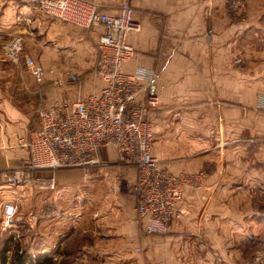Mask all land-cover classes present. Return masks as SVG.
I'll return each instance as SVG.
<instances>
[{
	"label": "crops",
	"instance_id": "obj_1",
	"mask_svg": "<svg viewBox=\"0 0 264 264\" xmlns=\"http://www.w3.org/2000/svg\"><path fill=\"white\" fill-rule=\"evenodd\" d=\"M92 1L108 12H116L123 2ZM131 2L135 17L143 28L129 35L135 53L124 69L126 72H134L142 66L155 69L162 94L152 117L153 153L163 166L175 173L205 169L202 188L185 193L179 216L166 235L148 237L139 232L135 194L116 187L111 170L94 171L100 176L94 181L99 183L103 192L100 194L95 190L94 200L87 203V222L82 232L80 227L85 215L78 216L79 203L73 195L74 188L63 181L69 172L57 170V187L53 191L36 190L30 185H12L9 179L11 168L20 165L29 155L25 140L29 135L32 111L31 103L25 100L30 99V90H26L23 97L14 92L11 60L3 50L0 51V227L6 201L12 200L19 207L21 202L34 200L38 201L39 235L46 252L55 245L64 251L71 250L69 241L82 233L87 240L81 248L87 251L84 259L88 264H145L137 251L140 247L144 249L145 245L150 247L151 259L155 256L159 261L165 259L166 264H184L176 258L177 247L181 245L184 251L190 247L188 237L204 235L214 238L217 264H255L254 239L258 226L264 222V204L258 203L264 196V126H247L251 130L247 132L244 129L248 128L241 129L239 125L229 129L226 124L239 123L240 116L225 115L224 106L229 105L224 102H240V68L236 64L240 51L245 50L247 58L253 60L251 72L264 74V0H239L235 7L228 0ZM67 24L71 23L45 14L34 0H0V36L4 39L20 37L25 43L35 26L65 36L64 29L74 28V24ZM68 35L74 37L75 33L71 31ZM262 59L263 64L262 61L255 62ZM59 60L57 56L56 61ZM104 84L100 78L87 94L100 92ZM252 89L255 90L256 86ZM174 98L183 99L185 122L216 124L214 138H234L245 132L253 135L252 138L262 139L248 145L237 143L219 147L218 144L213 150L207 147L213 143V137L207 131L203 135L194 130L173 132L164 128L160 131L163 118H167L166 122L172 120L167 116L178 105ZM197 103L201 112L198 116ZM256 103L257 96L254 95L249 104ZM253 119L264 122L262 115ZM201 137L205 152L195 157L190 156L191 151H185L184 144H178L183 138ZM116 152L114 147H102L100 157L112 159L117 156ZM121 172L136 182L138 169L135 165L123 167ZM207 243L205 241L204 251ZM154 261L153 258L151 264Z\"/></svg>",
	"mask_w": 264,
	"mask_h": 264
},
{
	"label": "built area",
	"instance_id": "obj_2",
	"mask_svg": "<svg viewBox=\"0 0 264 264\" xmlns=\"http://www.w3.org/2000/svg\"><path fill=\"white\" fill-rule=\"evenodd\" d=\"M53 18L86 28H100L96 74L105 84L100 92L83 95L73 103L60 101L39 111V126L25 140L29 155L11 168L12 185H30L53 191L59 169L79 168L86 174L101 163L102 147H114L119 159L138 169L132 183L141 234H166L179 216L187 188L200 185L201 173H175L162 166L153 153L152 115L161 102L157 71L139 67L126 72L125 63L135 53L131 32L142 24L131 0H123L116 12L104 10L92 0H34ZM235 7L239 0H228ZM8 59L23 61L38 82L46 76L45 65L26 52L20 37L4 45ZM264 110V94L258 99ZM18 206L3 205L1 226L11 228Z\"/></svg>",
	"mask_w": 264,
	"mask_h": 264
},
{
	"label": "rangeland",
	"instance_id": "obj_3",
	"mask_svg": "<svg viewBox=\"0 0 264 264\" xmlns=\"http://www.w3.org/2000/svg\"><path fill=\"white\" fill-rule=\"evenodd\" d=\"M73 27L74 28L69 30L64 29L63 32L65 34H69V32L71 33V31H74V37L69 35L67 36V34L65 36L61 34L57 35L54 32H48L46 29L38 26L32 28L30 37L25 41L24 47L26 52H29V54L33 55L38 61L45 65L48 73L43 82L35 81L23 61H11V83L13 85L14 92L17 96L23 97L24 92L26 90H30V99L25 98V100H28V102L31 103L30 105L32 111V119L29 124V131L39 126V111L42 108L60 101L73 103L76 99L91 91L92 88H94L100 81V77L96 74V66L98 63L97 41L100 31L96 29L84 30L82 27L80 28L79 26L75 25ZM0 37L2 38V35ZM4 38H2L3 40L0 39V51H3L4 45L10 41L9 38ZM57 56L60 57L61 61H56ZM258 61H262L261 64H263V59L255 60L256 63H258ZM236 64H238L240 68V102L236 103L233 101L231 103L230 100L226 101L224 104H228L229 107L224 106V109L225 115L228 114L235 116L238 114L240 116V122L237 124H232L229 122L226 124V127L231 129L234 126L239 125L241 129H244L245 127L258 128L260 126H264L263 120L253 119V117L256 118L261 115L264 116V110L258 108V99L264 93V74H254L251 72L253 60L247 58V52L245 50L239 52ZM258 69L259 68H257V70ZM254 85L256 86L255 90L252 89ZM254 95L257 96V103L256 105H250L249 102H251V99L254 97ZM174 102L178 103V105L175 109L173 108L174 111L172 112L171 110L167 116L172 120L170 122H166L165 120L167 118H163V122H160L159 124L160 131L164 130V128L173 132L194 130L197 131L199 135H203V133L207 131L208 134L213 137L211 139L213 143L207 147L213 150L217 148L218 144L219 147H228L237 143H245L248 145L252 141L255 142L257 139H262L252 138L253 135L245 134V132H242L241 135L234 138H214L217 130L216 124L207 123L206 121L192 124L185 122L183 116V99L177 98V100H175L174 98ZM245 102H248V104ZM230 104L234 106H231ZM179 105L181 106L179 107ZM198 105L199 103H197L196 106L197 116L198 114H201ZM155 111L156 109H154L153 115ZM174 118H178V120L176 121ZM249 128L244 129V131H251ZM257 136L258 135H256V137ZM180 143H182V145L184 144L186 152L188 150L189 152L191 151L190 156L192 157L198 156L201 152H205V146H203L204 139L202 137L196 139L183 138L182 140H178V144ZM116 154L117 156H112V159H104L101 157V163L99 166L93 168L89 174H86L82 169L79 168L62 169L69 172V175L64 178L66 180L63 179V181H67V184L69 186L72 185L74 188L73 195L76 198V201L79 203L78 216L85 215L84 223H81L80 227L81 232L82 227H85L87 222V203L94 200L93 194L95 193V190L99 191L100 194L103 192V189L100 187L99 183H95V181L100 178V176H96L94 174L95 170H111V174L114 177L113 180H115V186L121 188L122 190L133 191L134 193L132 187V183L134 181H131L130 178L124 177L123 173L121 172L123 167H129L130 165L122 162L119 159L117 152ZM161 165L163 166L162 163ZM187 173H201L202 177L199 186L187 188L186 192L188 190L198 191L201 189L206 175V170L196 168L192 171H188ZM258 200L259 199L257 198V201ZM258 203L264 204V196H261ZM258 203L257 206H260ZM39 218L40 215L38 201L33 200L30 203H27V201L21 202L19 203L13 225H11L10 228L12 232L11 234L15 236V243L20 245V247L25 248L27 252L34 254L46 252L43 247V240L39 235ZM173 223L174 221L172 222L170 229L172 228ZM258 227V232L254 239L255 257L253 262H255V264H264V222ZM81 234L76 235L69 241L68 248L71 250L64 251L65 249H60V246H53L49 252H53L55 256L54 264H88V261L84 259L87 256V251L81 248L87 239ZM143 235L149 237L157 234L144 233ZM188 239V242L190 243V247H188V249L183 251L180 248L181 245H179V248L177 247L176 258L179 260V262L184 264L219 263L214 249L215 243L213 237L208 236L206 238L204 235H194L191 236V238L188 237ZM205 241H208L206 251H204ZM150 242L151 240L149 243ZM251 248L252 247H250V256H252ZM137 251L140 252V258H143L142 262L145 260V264H151L153 258L155 260L153 264H166V261L163 258L161 261L157 260L155 256L151 259L149 256L151 253L150 247H147L146 245L144 249L140 247L137 249ZM89 264H91V262H89Z\"/></svg>",
	"mask_w": 264,
	"mask_h": 264
},
{
	"label": "trees",
	"instance_id": "obj_4",
	"mask_svg": "<svg viewBox=\"0 0 264 264\" xmlns=\"http://www.w3.org/2000/svg\"><path fill=\"white\" fill-rule=\"evenodd\" d=\"M16 216V215H15ZM15 219V217H14ZM11 230L0 227V264H54L53 252L30 253L15 243ZM12 253V254H10Z\"/></svg>",
	"mask_w": 264,
	"mask_h": 264
}]
</instances>
